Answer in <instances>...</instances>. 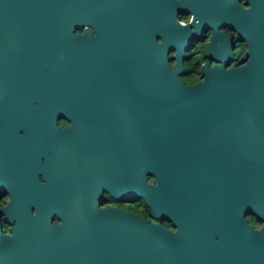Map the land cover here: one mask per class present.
Wrapping results in <instances>:
<instances>
[{"label": "water", "instance_id": "95a60500", "mask_svg": "<svg viewBox=\"0 0 264 264\" xmlns=\"http://www.w3.org/2000/svg\"><path fill=\"white\" fill-rule=\"evenodd\" d=\"M113 2L0 0V160L15 162L37 141L61 145L57 121L69 100L89 86L86 79L100 78L98 70L70 68L64 47L78 28L126 30V19L110 10ZM142 55L137 52L132 68L135 114L121 123L117 158L121 168H133L138 196L156 218L165 212L164 184H178L183 210H171L177 230L101 210L90 196L88 211L65 209L69 183L62 160L56 163L60 223L51 225L52 212L9 211L11 201L4 213L13 233L3 235L0 227V264H179L182 254L211 255L205 215L214 199L229 197L264 215V62L258 76L206 66L204 81L186 86L180 63L171 68L166 53ZM98 120L89 118L88 125ZM88 164L90 173L98 170ZM147 174L157 185L147 183ZM23 229L38 241L34 256L22 254Z\"/></svg>", "mask_w": 264, "mask_h": 264}, {"label": "flooded vegetation", "instance_id": "af4514ba", "mask_svg": "<svg viewBox=\"0 0 264 264\" xmlns=\"http://www.w3.org/2000/svg\"><path fill=\"white\" fill-rule=\"evenodd\" d=\"M110 10L126 19V30L78 28L64 47L70 68L98 70L100 78L86 79L89 86L69 100L65 116L57 121L61 145L42 147L37 141L22 148L15 162L0 160L3 235L13 233L14 224L4 213L11 201L9 211L31 216L52 212L51 225L60 223L55 214L56 163L62 160L67 162L69 183L65 209L88 211L90 196L101 210L138 215L174 233L171 210L179 213L184 203L178 184H164L165 212L156 218L138 196L133 168H121L117 158L121 123L135 114L132 68L137 52L166 53L171 68L180 63L179 78L186 86L202 83L206 66L259 75L264 62V0H114ZM89 118H99L97 126L90 127ZM24 136L21 131L23 142ZM89 162L98 164V170L90 173ZM146 180L157 185L151 174ZM206 211L211 255L182 254L179 264H264V215L234 205L229 197L214 199ZM28 230H22L21 251L34 256L38 241ZM206 260L209 263L194 262Z\"/></svg>", "mask_w": 264, "mask_h": 264}, {"label": "trees", "instance_id": "16d2710c", "mask_svg": "<svg viewBox=\"0 0 264 264\" xmlns=\"http://www.w3.org/2000/svg\"><path fill=\"white\" fill-rule=\"evenodd\" d=\"M187 78H192V76H190V75H187Z\"/></svg>", "mask_w": 264, "mask_h": 264}]
</instances>
